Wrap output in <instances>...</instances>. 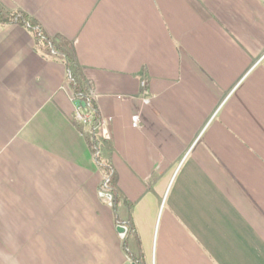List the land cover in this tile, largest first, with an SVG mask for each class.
Returning <instances> with one entry per match:
<instances>
[{
  "label": "crops",
  "instance_id": "obj_1",
  "mask_svg": "<svg viewBox=\"0 0 264 264\" xmlns=\"http://www.w3.org/2000/svg\"><path fill=\"white\" fill-rule=\"evenodd\" d=\"M263 56V0H0V264H264Z\"/></svg>",
  "mask_w": 264,
  "mask_h": 264
},
{
  "label": "built area",
  "instance_id": "obj_2",
  "mask_svg": "<svg viewBox=\"0 0 264 264\" xmlns=\"http://www.w3.org/2000/svg\"><path fill=\"white\" fill-rule=\"evenodd\" d=\"M69 79L73 85L75 84L74 79L69 76ZM73 99L76 101V107L74 111V119L84 126L92 127V138L95 139L97 137H102V128L104 126L101 121L95 122V117L97 115L96 109L91 105L90 97L86 96L82 93H76ZM78 102L84 103V107L78 105ZM132 123L134 126L138 124V118L133 117ZM98 155V148H95V157ZM108 188L107 181L104 183L103 191H106Z\"/></svg>",
  "mask_w": 264,
  "mask_h": 264
},
{
  "label": "water",
  "instance_id": "obj_3",
  "mask_svg": "<svg viewBox=\"0 0 264 264\" xmlns=\"http://www.w3.org/2000/svg\"><path fill=\"white\" fill-rule=\"evenodd\" d=\"M263 1H264V0H263ZM77 104L80 105V106H82V107H84V105H85V104L82 103V102H78ZM102 135H103L104 138H106V136H107V131H106L105 126H103V128H102ZM116 232H117L119 238H120V239H123V238L125 237V234H126V232H127V229H126L125 226L119 224V225H117V227H116ZM132 264H136V263H132Z\"/></svg>",
  "mask_w": 264,
  "mask_h": 264
},
{
  "label": "trees",
  "instance_id": "obj_4",
  "mask_svg": "<svg viewBox=\"0 0 264 264\" xmlns=\"http://www.w3.org/2000/svg\"><path fill=\"white\" fill-rule=\"evenodd\" d=\"M36 42L37 43H40L41 41H40V39H39V37H36ZM43 44V43H42ZM48 46V45H47ZM47 46L45 45V47H46V49H47ZM50 49V47L48 46V49L47 50H49ZM67 59V58H66ZM67 61L69 62V60L67 59Z\"/></svg>",
  "mask_w": 264,
  "mask_h": 264
},
{
  "label": "rangeland",
  "instance_id": "obj_5",
  "mask_svg": "<svg viewBox=\"0 0 264 264\" xmlns=\"http://www.w3.org/2000/svg\"><path fill=\"white\" fill-rule=\"evenodd\" d=\"M263 58H264V56H263ZM98 160H99V161L101 160L99 156H98Z\"/></svg>",
  "mask_w": 264,
  "mask_h": 264
}]
</instances>
